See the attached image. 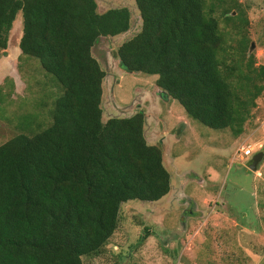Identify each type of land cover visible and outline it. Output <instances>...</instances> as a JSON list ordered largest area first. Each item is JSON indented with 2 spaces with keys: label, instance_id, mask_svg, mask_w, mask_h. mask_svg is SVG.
<instances>
[{
  "label": "trees",
  "instance_id": "16d2710c",
  "mask_svg": "<svg viewBox=\"0 0 264 264\" xmlns=\"http://www.w3.org/2000/svg\"><path fill=\"white\" fill-rule=\"evenodd\" d=\"M134 1L141 25L118 48L120 67L158 76L156 87L189 119L242 135L264 92L242 6L224 9L240 36L231 45L207 0ZM20 12V59L39 61L58 94L49 125L22 128L0 146V264H84L109 244L123 204L156 203L172 190L162 148L148 143L146 113L103 121L106 72L93 49L99 38L130 33L132 12H99L97 0H0V51Z\"/></svg>",
  "mask_w": 264,
  "mask_h": 264
},
{
  "label": "rangeland",
  "instance_id": "374dc122",
  "mask_svg": "<svg viewBox=\"0 0 264 264\" xmlns=\"http://www.w3.org/2000/svg\"><path fill=\"white\" fill-rule=\"evenodd\" d=\"M207 1L216 5L215 16L231 45L240 36L226 22L224 9L236 1L242 6L249 22L248 54L254 56L256 66H264V0ZM97 3L99 12L116 6L132 12L130 33L99 38L93 49L109 75L103 83V121L131 116L140 107L147 111L146 137L149 144L162 148L172 190L156 203L123 204L119 227L105 250L84 257L83 263L264 264V159L257 171L249 169L256 154L264 153V92L239 137L189 119L177 101L162 97L163 91L156 87L158 76L128 73L120 67L117 50L141 25L135 1ZM232 16H237L236 10ZM22 33L20 12L8 49L0 51V146L22 128L36 133L49 125V111L58 94L39 61L20 59ZM249 146L255 149L251 157L242 160L236 155Z\"/></svg>",
  "mask_w": 264,
  "mask_h": 264
},
{
  "label": "water",
  "instance_id": "95a60500",
  "mask_svg": "<svg viewBox=\"0 0 264 264\" xmlns=\"http://www.w3.org/2000/svg\"><path fill=\"white\" fill-rule=\"evenodd\" d=\"M161 94H162V97L168 98L166 92H161ZM263 159H264V153L263 152L256 154V156L252 159V161L249 165V169L251 171H257L258 167H259L260 163L263 161Z\"/></svg>",
  "mask_w": 264,
  "mask_h": 264
},
{
  "label": "built area",
  "instance_id": "2783aa9c",
  "mask_svg": "<svg viewBox=\"0 0 264 264\" xmlns=\"http://www.w3.org/2000/svg\"><path fill=\"white\" fill-rule=\"evenodd\" d=\"M255 149L252 146L246 148H240L237 150L236 155L241 157L242 160H245L248 157H251L254 153Z\"/></svg>",
  "mask_w": 264,
  "mask_h": 264
},
{
  "label": "crops",
  "instance_id": "0c3cea01",
  "mask_svg": "<svg viewBox=\"0 0 264 264\" xmlns=\"http://www.w3.org/2000/svg\"><path fill=\"white\" fill-rule=\"evenodd\" d=\"M20 52H21V50H20ZM158 89V88H157ZM140 110H142V111H145L144 109H142L141 107H140ZM147 111H145V113H146Z\"/></svg>",
  "mask_w": 264,
  "mask_h": 264
},
{
  "label": "flooded vegetation",
  "instance_id": "af4514ba",
  "mask_svg": "<svg viewBox=\"0 0 264 264\" xmlns=\"http://www.w3.org/2000/svg\"><path fill=\"white\" fill-rule=\"evenodd\" d=\"M109 75H106V78L108 79L109 77H108Z\"/></svg>",
  "mask_w": 264,
  "mask_h": 264
}]
</instances>
